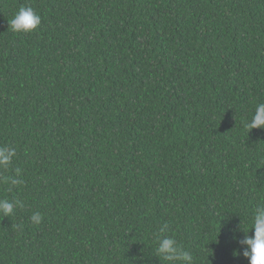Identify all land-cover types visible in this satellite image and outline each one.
Here are the masks:
<instances>
[{"label": "trees", "instance_id": "trees-1", "mask_svg": "<svg viewBox=\"0 0 264 264\" xmlns=\"http://www.w3.org/2000/svg\"><path fill=\"white\" fill-rule=\"evenodd\" d=\"M262 103L264 0H0V264H249Z\"/></svg>", "mask_w": 264, "mask_h": 264}, {"label": "clouds", "instance_id": "clouds-1", "mask_svg": "<svg viewBox=\"0 0 264 264\" xmlns=\"http://www.w3.org/2000/svg\"><path fill=\"white\" fill-rule=\"evenodd\" d=\"M41 24V17L32 7L22 6L19 8L13 19L10 21L11 30L17 33H31ZM252 129H264V103L257 105L252 119L247 124ZM16 158L14 147H0V169L7 171L13 165ZM19 169H16L19 174ZM5 183L12 185L21 184V180H15L12 177H4ZM22 208V202L9 199H0V215L11 217L15 214L16 208ZM43 216L39 213H33L31 221L38 225L42 222ZM251 230L253 235L249 236L244 232V239L241 244L246 246L243 250V256L248 259L249 264H264V205H258L252 217ZM161 233L166 231L160 229ZM156 251L158 256L172 264H193V256L190 252L183 249L174 238L168 236H159L157 238Z\"/></svg>", "mask_w": 264, "mask_h": 264}]
</instances>
